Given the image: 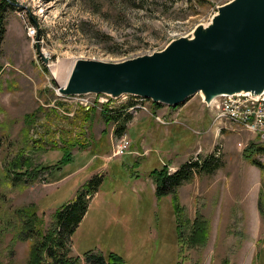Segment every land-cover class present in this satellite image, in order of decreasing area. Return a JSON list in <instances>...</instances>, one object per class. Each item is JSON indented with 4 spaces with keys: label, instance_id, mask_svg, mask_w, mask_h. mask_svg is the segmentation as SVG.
<instances>
[{
    "label": "rangeland",
    "instance_id": "obj_1",
    "mask_svg": "<svg viewBox=\"0 0 264 264\" xmlns=\"http://www.w3.org/2000/svg\"><path fill=\"white\" fill-rule=\"evenodd\" d=\"M14 1L19 4L5 9L0 39V262L27 264L30 244L39 237L33 228L22 231L27 216L21 208L36 211L45 233L56 208L100 174L102 182L69 241L79 264H86L82 253L88 249L115 250L124 264H264V151L253 154L260 167L242 155L249 142L264 141L243 129L217 133L209 126L211 101L206 105L195 93L172 124L155 121L145 110L131 112L124 131L128 149L109 157L111 137L103 135L106 127L99 134L98 103L108 95L83 93L81 103L87 99L88 107L80 99L64 100L57 86L66 79L55 78L49 67L72 62V68L78 57L115 61L160 50L208 21L227 0ZM63 146L71 160L61 165ZM171 150L172 160L164 159ZM96 153L106 157L97 161ZM205 155H214L219 165L176 187L173 212L170 194L155 195L150 171L165 165L172 172ZM31 169L40 170L33 177L24 172ZM195 216L205 220L207 235L193 244L185 235Z\"/></svg>",
    "mask_w": 264,
    "mask_h": 264
},
{
    "label": "water",
    "instance_id": "obj_2",
    "mask_svg": "<svg viewBox=\"0 0 264 264\" xmlns=\"http://www.w3.org/2000/svg\"><path fill=\"white\" fill-rule=\"evenodd\" d=\"M57 89L64 95L130 94L170 106L195 93L206 105L221 94L259 95L264 92V0L218 4L208 21L160 50L115 61L78 57Z\"/></svg>",
    "mask_w": 264,
    "mask_h": 264
},
{
    "label": "trees",
    "instance_id": "obj_3",
    "mask_svg": "<svg viewBox=\"0 0 264 264\" xmlns=\"http://www.w3.org/2000/svg\"><path fill=\"white\" fill-rule=\"evenodd\" d=\"M7 7L15 8V5L10 3V0H0V39L5 28V9ZM131 101V97L128 96V99L125 102L112 107L103 105L100 109V113L105 124H115L113 134L116 137L120 136L126 130L127 122L132 118V113L127 110V106L131 103ZM152 103L155 107L163 105L159 102ZM84 110H86V108ZM104 134H107V129L103 130V135ZM62 150L63 153L59 160L61 165L66 164L71 160L70 148L63 146ZM259 150L264 151V144L259 145L249 142L243 148L242 155L244 158L248 159L250 163L260 167L259 161L253 156V154ZM96 160L100 161L101 159L96 158ZM89 164H94L93 160ZM218 165V160L214 155H205L202 158L195 157L194 159H188L187 161L180 163L172 172H170L165 165H162L159 168H152L150 175L152 176L155 184V195L160 197L161 195L170 194L172 211L178 212V199L175 192L176 187L183 182L190 180L195 172L201 171L211 173ZM46 167L47 166L40 167L42 170L31 169L30 171L24 172L34 177L39 170L43 171ZM102 179L103 177L100 174L90 176L84 183L82 189L59 205L53 214L51 228L45 233L41 229H38L36 223V211L33 209L30 210L29 208H21L23 214L27 216V219L23 220L26 224L22 225V231L25 233L29 229L33 228L34 232L39 235V237L30 244L27 264H79L78 260L80 257L69 253L71 235L76 226L82 220L87 210L88 201L92 194L97 191ZM259 201L260 199L258 197L257 209L260 211ZM187 222L190 223V230L185 235V239L191 241L193 244L203 242L207 235V224L205 220L200 219L199 216H195ZM175 226H177V230L179 231V227H181L179 222ZM177 236L180 241L181 235L179 232L176 237ZM82 254L84 255L86 264H124L125 261L124 257L120 253L112 249L105 251L100 249H88ZM0 264L2 263L0 262Z\"/></svg>",
    "mask_w": 264,
    "mask_h": 264
},
{
    "label": "built area",
    "instance_id": "obj_4",
    "mask_svg": "<svg viewBox=\"0 0 264 264\" xmlns=\"http://www.w3.org/2000/svg\"><path fill=\"white\" fill-rule=\"evenodd\" d=\"M82 95L83 94H69L60 96H63L64 100L80 99V104L84 105V107H88L87 105L90 102L87 99L81 103ZM130 97L132 101L127 106V110L129 112L133 113L137 112V110L148 111L153 115V118L157 122L165 125L174 123L176 120V113L166 116L158 112H153L149 109L148 103H150V100L139 96ZM107 99L108 96H101L98 101L99 105H107L108 107H112L122 103L118 101L109 103V101L112 100ZM92 103L93 104L91 105L96 104L95 102ZM208 108L210 110L211 116L209 126L214 128L217 133H219L221 128L243 129L247 132L253 133L254 137H257L260 141H264V92L260 93L259 95L248 92L243 94H221L215 96L211 100ZM193 133L194 135L199 136L201 135L202 131L194 130ZM236 145L240 147L242 143L237 141ZM128 146L129 141L125 132L117 137L115 135H111L109 157L120 156L124 154V152L127 151ZM198 149L200 148L198 147L197 150Z\"/></svg>",
    "mask_w": 264,
    "mask_h": 264
},
{
    "label": "crops",
    "instance_id": "obj_5",
    "mask_svg": "<svg viewBox=\"0 0 264 264\" xmlns=\"http://www.w3.org/2000/svg\"><path fill=\"white\" fill-rule=\"evenodd\" d=\"M185 103V102H184ZM184 103H182L181 105H179V106H176V107H174V108H172V107H168V106H165V105H161V106H156V109H154V110H156L155 112H159V113H164V114H168V112H172V114H170V115H173V114H179V112L182 110V108H183V106H184ZM161 111V112H160ZM177 111V112H176ZM102 119V128L99 130V134H101V130L104 128V127H106L107 128V134L106 135H109L110 137H111V135H112V133H113V131H114V127H115V124H113V123H111V124H109V125H106L105 124V122H104V120H103V118H101ZM95 138H96V140L98 141V138H97V136H95ZM109 140V139H108ZM140 143H142V142H140ZM108 146H109V144H108ZM100 149V147L98 146L97 147V151H100L99 150ZM172 152H173V150H171L169 153H168V155H163L162 157H164V159H166V160H172ZM92 157H96V158H99V159H101V160H103V158H105L106 157V155H97V153L96 154H94ZM163 159V158H162ZM174 166V165H173ZM175 167V166H174ZM156 168V167H155Z\"/></svg>",
    "mask_w": 264,
    "mask_h": 264
},
{
    "label": "bare ground",
    "instance_id": "obj_6",
    "mask_svg": "<svg viewBox=\"0 0 264 264\" xmlns=\"http://www.w3.org/2000/svg\"><path fill=\"white\" fill-rule=\"evenodd\" d=\"M71 63L67 65L64 62H60L54 66L49 65L52 75L55 78L60 79V80L62 78L66 79L68 76L69 70L71 69L70 68ZM57 81H59V80H57Z\"/></svg>",
    "mask_w": 264,
    "mask_h": 264
}]
</instances>
